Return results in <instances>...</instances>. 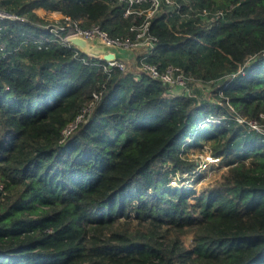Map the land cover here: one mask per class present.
Instances as JSON below:
<instances>
[{
    "label": "trees",
    "instance_id": "obj_1",
    "mask_svg": "<svg viewBox=\"0 0 264 264\" xmlns=\"http://www.w3.org/2000/svg\"><path fill=\"white\" fill-rule=\"evenodd\" d=\"M0 7L24 16L0 21V264H264V135L247 123H264V0H181L151 19L146 60L210 82L216 101L143 70L107 77L34 10L129 34L109 0ZM189 139L226 166L198 194L169 183L197 167L181 154Z\"/></svg>",
    "mask_w": 264,
    "mask_h": 264
},
{
    "label": "built area",
    "instance_id": "obj_2",
    "mask_svg": "<svg viewBox=\"0 0 264 264\" xmlns=\"http://www.w3.org/2000/svg\"><path fill=\"white\" fill-rule=\"evenodd\" d=\"M113 4L121 6L122 15L124 17H132V21L128 27L129 34L126 35H111L105 30L99 23H91L85 25L68 14H60L58 18L50 21L46 27L49 29L54 40L63 44L66 47L72 48L73 55L82 60L85 63L96 64L101 71L107 76H111L116 69L125 71L127 64L120 57L122 52L127 50H141V54L138 55V67L147 72L153 78L161 80L169 87L180 86L189 92L190 77L185 75L177 65L168 63L164 67H160L158 62H149L146 58L153 52L158 38L151 32L150 24L152 17L160 10L161 6L167 5L179 11L180 4L176 0H109ZM202 14H210L212 16H220L221 10L210 12L206 8L201 11ZM187 15L181 13V15ZM3 19L12 20H24V16H21L15 12H10L0 7V21ZM1 28V27H0ZM132 34V35H131ZM74 36H80L85 38L90 43L100 41L110 45H116L120 48V52L111 51L114 54L111 58H105L104 53L96 56L84 55L80 49L70 42V38ZM40 47V45H39ZM90 58H94L93 62ZM99 97V93L93 92L92 98L85 103L76 115L62 128L61 135L65 138L71 134L75 128L87 118V113L90 111L95 100ZM239 122H245V119L237 117ZM247 123L253 129L259 132H263V128L259 126L256 120H248ZM210 162L217 161L219 157L208 155Z\"/></svg>",
    "mask_w": 264,
    "mask_h": 264
},
{
    "label": "rangeland",
    "instance_id": "obj_3",
    "mask_svg": "<svg viewBox=\"0 0 264 264\" xmlns=\"http://www.w3.org/2000/svg\"><path fill=\"white\" fill-rule=\"evenodd\" d=\"M176 1L180 4L181 0ZM182 1L186 2L188 0ZM189 9L193 10L192 8ZM34 10L40 16H44L45 18H47L49 22L54 20L55 18H58L61 14L59 11L53 8L36 7L34 8ZM171 11L169 14H172ZM140 54L141 50H127L125 53L120 54V57L127 64V69L129 68V70H131L135 74L141 72V69L138 67L137 63L138 55ZM188 85L190 87V94H195L201 100L216 101V98L212 93V86L210 82L190 80ZM259 126L261 128H264V123L260 124ZM183 145L184 149L181 152L182 156L195 161L197 167L194 171L190 172V174H171L169 183L173 186L183 185L186 188L192 189L194 191V194L209 190L219 179L222 171L226 168L225 164L222 162L221 158L214 162L209 161L208 155H210V152L208 149L207 141H204L202 144H195L190 143L189 139L185 141Z\"/></svg>",
    "mask_w": 264,
    "mask_h": 264
},
{
    "label": "water",
    "instance_id": "obj_4",
    "mask_svg": "<svg viewBox=\"0 0 264 264\" xmlns=\"http://www.w3.org/2000/svg\"><path fill=\"white\" fill-rule=\"evenodd\" d=\"M69 40L73 45L77 46L84 55L96 56L104 53L105 58H111L114 56V54L112 52H109V50L117 52L121 51L120 48L116 45H110L100 41H95L92 44L88 42L87 39L80 36L71 37Z\"/></svg>",
    "mask_w": 264,
    "mask_h": 264
}]
</instances>
